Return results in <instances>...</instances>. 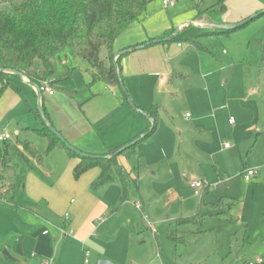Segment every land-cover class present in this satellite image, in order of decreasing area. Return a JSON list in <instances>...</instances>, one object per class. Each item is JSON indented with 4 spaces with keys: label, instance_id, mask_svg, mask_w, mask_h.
<instances>
[{
    "label": "rangeland",
    "instance_id": "rangeland-1",
    "mask_svg": "<svg viewBox=\"0 0 264 264\" xmlns=\"http://www.w3.org/2000/svg\"><path fill=\"white\" fill-rule=\"evenodd\" d=\"M173 1V7L163 9L161 0H154L144 20L134 25L139 33L166 40L178 23L188 21L195 11L194 0ZM195 1L199 9H204L217 0ZM263 43L264 15L213 40L214 59L187 43H181L179 48L175 42H161L153 51L163 65L155 70L157 74L139 70L123 76V89L119 84L93 81L90 65L73 58L66 48L53 55L54 76L62 79L53 91L68 97L75 106L81 104L79 118L84 116L100 135L115 137L113 143H120L125 132L130 133L129 138L139 133L150 113L157 112L156 131L137 145V157H116L118 165L127 168L130 177L137 180L138 190L129 179L125 203L120 202L122 189L118 180L96 192L112 210L102 216L93 236L96 248L112 259L105 260L112 264H247L262 258L264 130L253 131L242 123L248 93L241 86L239 73L242 76L243 58L248 61L255 57L260 62ZM106 57L107 50L102 47L99 59L107 65ZM27 99L32 110L28 111L31 127L45 124L40 112L50 111V118L55 120L44 119L55 130L59 116L69 114L63 103L62 108H48L42 101L38 106L37 95ZM24 112L27 113L20 102L10 114L22 117ZM10 117L7 115L0 124V134L6 133L15 140L13 124L3 127ZM25 137L32 141L42 162L27 164L16 155L11 156L12 182L16 187L13 203L0 201V264H37L29 257L34 251L31 241H26L21 255L14 254L13 248L21 242L23 233L43 226L48 213H44L45 203H32L20 187L28 181V174L49 184L71 163L63 148L55 147L46 153L44 137L33 133L19 136ZM249 168L256 169L257 175L246 182L243 174ZM5 173L2 191L12 184L8 170ZM191 180L205 183L206 202L223 199L232 204L228 219L205 218L201 225L175 227L177 219L189 218L198 210L202 195H194L189 186ZM135 203L142 212L134 207ZM141 213L148 217L155 234ZM169 232H176L183 240L169 239ZM89 260L90 264H98V260L92 262V257Z\"/></svg>",
    "mask_w": 264,
    "mask_h": 264
},
{
    "label": "trees",
    "instance_id": "trees-1",
    "mask_svg": "<svg viewBox=\"0 0 264 264\" xmlns=\"http://www.w3.org/2000/svg\"><path fill=\"white\" fill-rule=\"evenodd\" d=\"M153 1L0 0V80H5L2 88L10 86L16 93H20V88L12 79L20 76L26 77L32 83L46 81L51 86L57 84L62 79L54 76L52 58L56 52L66 48L73 58L82 59L90 65L93 81L99 80L106 85L119 84L123 89L119 60L127 51L114 61V41L127 28L144 20L148 6ZM224 1L217 0L214 4L199 10L198 2L194 0L193 8L199 10L197 15L205 14L207 20L210 15L219 16L225 11ZM250 20L229 29H208L187 25L168 41L190 44L201 54L214 59L212 41L220 35H230L238 31ZM148 45L147 42L136 44L131 50ZM102 47L107 50V65L99 59V51ZM123 94L127 96L125 92ZM35 114L41 119L38 111H35ZM149 118L150 124L146 129L127 142L108 149L103 155L82 154L73 149L66 140L53 134L47 124H43L38 129H28L47 140L46 153L59 147L66 151L70 159L76 160L71 171L74 180L91 169L99 170L98 175L88 186L90 192L95 193L105 185L118 180L122 189L120 202L124 203L127 200L129 179L134 184L135 190H138V183L130 177V173L118 165L116 157L120 154L126 159L137 157V145L151 136L157 128V112H151ZM18 144L21 145V149L12 142H0L1 169L11 168L12 154L25 162L31 159L38 164L42 162L41 156L30 140L24 139ZM118 150L121 151L117 153ZM3 186L4 175L0 172V201L13 203L15 185L8 184L7 189L2 191ZM206 190L207 186L202 192L196 214L189 218L177 219L175 227L179 224L201 225L205 218H229L232 204L223 199L215 203L206 202L204 198ZM62 217L64 218V214ZM168 237L173 241L183 240L176 232H169Z\"/></svg>",
    "mask_w": 264,
    "mask_h": 264
},
{
    "label": "crops",
    "instance_id": "crops-1",
    "mask_svg": "<svg viewBox=\"0 0 264 264\" xmlns=\"http://www.w3.org/2000/svg\"><path fill=\"white\" fill-rule=\"evenodd\" d=\"M224 5L225 11L221 15L216 16L212 14L208 17L207 20H205V14L197 15L199 10L202 9L196 10L193 8L195 11L191 15V17L187 19L188 21L178 23L176 28H173L171 30L170 36L175 33L176 29L179 28L180 31L182 27L187 26L188 22H193L194 26L196 27H203L204 25L208 24L232 26L241 22L246 23L250 19L252 20L253 18L264 15V0H225ZM253 14L254 17L252 16ZM138 30L140 29L135 28V26L132 25L125 31H123L114 41L113 51L115 54L120 50L127 51L125 55H123L119 60L122 77L133 74V72H139V70H142L143 72H149V74L154 75L157 74L155 70L160 68V66H163L158 61L156 53H154L153 51H157L159 43L168 41V39L161 40V36H153L151 34L147 35L146 32L139 33ZM135 31H137L138 33H135ZM143 42H147L149 45L147 47L139 48L134 51L131 50L132 46ZM263 44H261L260 47V62H258V59L254 57L253 59L248 61L247 59L243 58V61H241L240 63V65H242V76L241 73H239L242 80L241 86L244 87L248 93V98L244 101V111H246V113H244L242 123L245 124L247 128H251L253 131H257L259 129L261 131L264 130ZM176 46L181 48V43H176ZM162 47L166 48V44H163ZM114 58L115 55L113 57V60ZM234 75L235 73L232 74V77ZM12 79L20 88V93H16L10 86L2 88V83H4L5 80H0V90L1 88L3 89L0 93V124L3 123V120L7 115L11 116L9 119H7L8 123L5 122L3 127L7 129L10 128V126L13 124L12 126L15 130L14 134L16 136V139H12V143L15 142L18 146V149H21V145L18 144V142L26 139V137L24 139H20L19 136L21 134L28 135L33 133L35 135H38L37 133L28 129H38V126H30L28 117L30 113L28 111L32 110L30 106H28L29 100L27 99L28 97L31 99V97H35L37 94L35 88L28 84V82L30 81L26 77L22 76V78L19 77ZM43 83L47 82L37 81L34 84L39 87L42 86ZM47 85L50 89H54L55 85L51 86L48 83ZM40 92V98L37 97L38 106L40 104V101L43 102V106H48V108L52 105L55 108H62L60 106L61 103L66 105L69 114H65L62 116L58 115L59 119L56 122V131L64 140H66L68 144H70L80 152H84V154L103 155L107 152L108 149L119 146L136 136L133 135L131 138H129L130 133L125 132L126 135L124 133L123 139H121L122 141H120V143H113L115 142V140H117L115 139V137H112L111 135H108V137L100 135L95 131L93 125L84 118V116L81 115L82 119L79 118L78 112L81 104L75 106L70 102L68 97L63 96L62 94L58 95L54 91L51 95H49L46 91ZM230 101L233 102L234 99L231 98ZM20 102L23 103L27 113L24 112V115L22 114V117L10 114L11 111L14 110V108L19 106ZM42 115L43 117L46 116L47 118L52 120V122L53 120H55L50 118L51 114L49 110L45 113H42ZM150 120V118L148 120H145L146 126L144 129L148 127V125L150 124ZM36 123L38 122L36 121ZM40 126L41 125H39V127ZM122 131L123 130L121 129L120 133L118 132L119 134L117 135H121ZM34 162L36 161L34 159H31L26 163L32 164ZM75 163L76 160L71 159L70 165H67L63 172L57 178L50 181L49 184L40 181L32 174H28V181L26 180L25 184L20 188L32 199V203H35L38 206H41L42 203H45L46 207H44V213H48V218L43 220L44 225L39 229L23 233V237L20 239L21 242L16 243L13 248L14 254H23V246L25 245L26 241L29 240L31 241V244L33 245L32 247L34 249V251L30 253L29 257L33 259L37 264H39V262L48 263L50 261H52L53 264H57L58 262L60 264H82L84 251L89 252V262L87 264L91 263V261L89 260L90 257H92V262L94 260H98V262L105 259L112 260L110 257H106V254H103L101 249L96 248L93 241V236L95 235L97 229L96 227L103 221L102 216L112 212V210L109 209L110 206L106 201H103L96 194V192L92 193L88 189L90 182L98 175L99 170L97 168L91 169L84 173L77 181H74L72 180L71 171ZM123 168L126 172H128V170H126L127 168H125L124 166ZM11 169L12 167L10 169H7L9 172V176L7 177L8 180H10V183H13L16 187V184L12 182L13 180ZM0 172H2L4 177H6V170L0 168ZM68 175L70 176V178H68ZM125 202H127V200ZM136 206H139V208H136ZM134 207L138 210H141L142 212V208L139 204L135 203ZM66 212L69 213L68 222L65 221L62 217V215ZM147 221L150 223L148 217ZM150 224L152 225V223ZM59 227H70L73 229L74 233L72 236L66 239H61L59 238L57 230V228ZM44 230L48 231L46 235L42 234ZM153 234H155V232ZM33 253L36 255L35 258L31 257V254ZM261 257L264 260V254L261 255Z\"/></svg>",
    "mask_w": 264,
    "mask_h": 264
},
{
    "label": "built area",
    "instance_id": "built-area-1",
    "mask_svg": "<svg viewBox=\"0 0 264 264\" xmlns=\"http://www.w3.org/2000/svg\"><path fill=\"white\" fill-rule=\"evenodd\" d=\"M161 4L162 7L164 9H168L169 7H173L175 5V2L173 0H161ZM40 91H46L49 95L53 94V90L49 88V86L47 85V83H43L42 86L39 88ZM229 123H231V119L228 121ZM12 138L10 135L8 134H0V142H12ZM225 147H227V145H225ZM257 173L256 169L253 168H249L246 169L244 174H243V178L245 181H249L251 178H253ZM190 188L193 190L194 195L196 196H201L203 190L205 189L206 185L203 181L200 180H191L189 183ZM136 208H139V206H136ZM143 219L144 221L149 225V228L151 230L152 233L155 232V228L147 221V217L143 215ZM64 220L68 222L69 220V213H64ZM58 230V234H59V238L61 239H66L70 236L73 235V229L72 228H64V227H59L57 228ZM48 233L47 230H44L42 232V234L46 235ZM88 255L89 252L88 251H84L83 254V264H87L88 261ZM32 258H35L36 255L33 253L31 254ZM39 264H53L52 261L45 263V262H39ZM247 264H264V260L262 258L257 259L256 261H248Z\"/></svg>",
    "mask_w": 264,
    "mask_h": 264
},
{
    "label": "water",
    "instance_id": "water-1",
    "mask_svg": "<svg viewBox=\"0 0 264 264\" xmlns=\"http://www.w3.org/2000/svg\"><path fill=\"white\" fill-rule=\"evenodd\" d=\"M243 23H245V22H241V23H239V24L232 25V26H220V25L208 24V25H204V26L201 27V28H208V29H210V28H215V29H229V28H234V27L240 26V25H242ZM187 25H193V26H194L193 22H188ZM198 27H200V26H198ZM178 32H179V28L175 30V33H174L172 36H170V37L168 38V40H169L170 38H172L173 36L177 35ZM123 52H126V51H121V52L116 53V54H115L114 61H115L116 58H117L119 55H121ZM115 65H116V64H115ZM20 77L22 78V76H20ZM28 84H29L30 86H32V87L35 88V90H36V94H37V97L40 98L41 92H40V89L38 88V86H37L36 84L32 83V82H28ZM40 113H41V116H42V118H43V120H44V123L46 124L47 121L44 119V117H43V115H42V112H40ZM47 125H48L50 131H51L53 134H55V135L58 136L59 138H62V137L60 136V134H59L55 129H53L52 127L49 126L48 123H47ZM120 151H121V150H118L117 153H119ZM98 264H111V262H109L108 260H100V261L98 262Z\"/></svg>",
    "mask_w": 264,
    "mask_h": 264
}]
</instances>
